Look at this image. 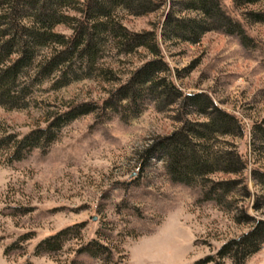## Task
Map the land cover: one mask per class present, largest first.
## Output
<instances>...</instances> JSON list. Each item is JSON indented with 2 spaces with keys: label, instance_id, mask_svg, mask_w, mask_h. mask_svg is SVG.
<instances>
[{
  "label": "rangeland",
  "instance_id": "obj_1",
  "mask_svg": "<svg viewBox=\"0 0 264 264\" xmlns=\"http://www.w3.org/2000/svg\"><path fill=\"white\" fill-rule=\"evenodd\" d=\"M219 1L251 43L244 45L219 27L194 43L160 42L159 24L170 0L144 14L119 13L128 29H155L169 76L180 90L205 91L237 116L240 135L221 134L210 142L222 152L237 151L241 171L217 170L187 183L173 180L158 154L142 162L144 147L180 124L176 104L164 106L148 95L77 114L53 129L46 144L23 145L14 155L13 140L71 105H100L149 54L142 48L117 53L106 46L94 70L81 69L79 77L70 75L59 86L57 71L36 80L30 66L13 89L16 101L0 103V139L9 136L0 141V264H197L249 228L244 213L264 219L263 190L254 173L264 172V139L252 131L264 126V22L244 15L263 10L264 0ZM54 29L69 31L63 25ZM46 51L39 48L35 59ZM105 68L111 73H102ZM22 85L26 90H19ZM186 117L204 118L192 110ZM224 180L233 181L227 190L212 184ZM61 229L59 245H39ZM218 260L234 264L230 256H215ZM242 264H264V244Z\"/></svg>",
  "mask_w": 264,
  "mask_h": 264
},
{
  "label": "trees",
  "instance_id": "obj_2",
  "mask_svg": "<svg viewBox=\"0 0 264 264\" xmlns=\"http://www.w3.org/2000/svg\"><path fill=\"white\" fill-rule=\"evenodd\" d=\"M159 24L160 42L198 41L201 34L213 27L227 33H235L241 43L248 45L251 37L244 31L238 18L227 11L219 0H170ZM261 0H234L235 3L254 4ZM162 0H0V103L11 104L19 97L14 87L28 67L33 66L32 79L39 80L58 72L56 86L72 77H79V70L91 72L100 53L111 46L117 53H133L142 48L149 54L134 66L127 77L112 88L99 105L81 102L71 105L20 139L13 140L14 155L23 145L46 144L53 136V129L75 115L101 109L107 105L116 107L122 101L132 103L143 95L158 100L162 105L176 104L180 124L170 133L156 137L143 149L142 162L149 157H164L166 170L176 181L190 182L203 178L210 172L239 173L244 165L235 150L222 152L212 147V140L221 134H241L237 116L218 106L205 91L183 92L169 76V69L161 55L155 29L135 31L121 22V11L144 14L157 9ZM72 12V13H71ZM192 12L193 14H187ZM244 15L253 21L264 22L263 10H247ZM63 25L68 32L55 30ZM46 53L35 59L38 49ZM102 73H111L109 68ZM27 85L19 90H26ZM194 111L203 119H189L186 113ZM264 123V118H263ZM264 139V126L253 127ZM9 136L0 141H8ZM8 139V140H7ZM264 198V172L255 170ZM232 180L214 181L227 190ZM251 224L245 231L226 240L215 255H206L196 263L223 264L216 257L230 256L234 264H242L246 258L264 244V219L248 214ZM61 229L41 239L39 245L54 248L59 245Z\"/></svg>",
  "mask_w": 264,
  "mask_h": 264
}]
</instances>
